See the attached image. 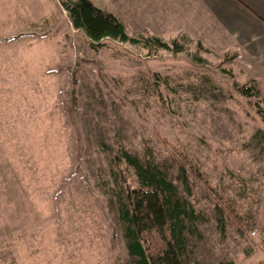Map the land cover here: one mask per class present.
Instances as JSON below:
<instances>
[{
    "label": "rangeland",
    "instance_id": "obj_1",
    "mask_svg": "<svg viewBox=\"0 0 264 264\" xmlns=\"http://www.w3.org/2000/svg\"><path fill=\"white\" fill-rule=\"evenodd\" d=\"M91 2L182 50L93 45L58 0H0V264H135L120 148L194 209L187 264H264V0Z\"/></svg>",
    "mask_w": 264,
    "mask_h": 264
},
{
    "label": "trees",
    "instance_id": "obj_2",
    "mask_svg": "<svg viewBox=\"0 0 264 264\" xmlns=\"http://www.w3.org/2000/svg\"><path fill=\"white\" fill-rule=\"evenodd\" d=\"M58 2L66 10L73 27L82 30L93 45L111 38L130 45L142 44L144 48L182 50L175 39L166 42L152 37L140 41L130 36L116 16L96 7L91 0ZM198 46H201L200 42ZM197 59L201 60L200 57ZM246 89L249 95L253 94L251 87ZM256 95L257 91L253 96ZM118 158L134 170L137 180L136 188L119 189L115 197L117 221L127 257L135 264H187V221L195 218V211L172 180L169 169L124 148L119 149ZM158 235L162 236L163 242L157 240Z\"/></svg>",
    "mask_w": 264,
    "mask_h": 264
}]
</instances>
